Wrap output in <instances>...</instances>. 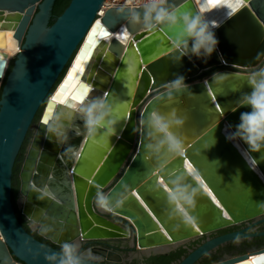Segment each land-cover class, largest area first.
<instances>
[{"label": "water", "instance_id": "water-1", "mask_svg": "<svg viewBox=\"0 0 264 264\" xmlns=\"http://www.w3.org/2000/svg\"><path fill=\"white\" fill-rule=\"evenodd\" d=\"M103 1L70 0L48 26L54 0H0V48L5 47V34L10 33L18 50L13 59L0 53V264H46L44 256L58 251L22 226L12 203V168L28 131L31 135L17 173L16 207L29 226L35 221L48 227L50 231L42 233L30 226L38 237L57 247L80 237L84 243L128 239L139 256L156 249V253L166 254L176 244L222 228L249 220H255V225L264 223V152L251 153L256 161L247 160L242 151L247 145L241 141L237 147L227 139L226 131L227 126L235 129L241 113L252 110L239 106L241 96L252 88L236 78L249 71L230 63L250 65L246 69L251 71L257 58L238 57L258 47V57L264 55V0H221L215 7H209L206 0L209 19L220 23L214 28L216 51L207 60L184 57L178 63L172 62L173 48L152 60L145 57L146 35L160 33L173 46V33L127 29L123 18L105 11ZM175 3L186 7L182 11H195L191 0ZM229 3L240 7L227 19L224 6ZM97 20L109 36L129 30L134 39L124 45L115 37L105 39L108 36L98 34L72 91L83 84L89 88L85 100L107 96L120 103L116 135L102 147L99 139L93 143L70 133V144L79 148L80 159H59L63 148L45 137L44 121L49 119V109L54 111L60 104L53 97L73 72ZM228 29L229 34L225 33ZM211 69L216 70L192 80ZM215 73L227 75L213 79ZM178 77H184L188 90L171 100L160 95L166 83ZM153 110L165 115L175 112L184 119L177 130L185 142L184 154L171 160L168 170L187 172L186 162L204 181L203 195L190 213L196 218L194 226L177 227L179 222L170 221L166 214L164 193L153 191V168L144 160L146 131L140 135L134 131L138 120ZM75 124L83 128L81 120L76 119ZM96 184L106 191L127 185L132 195L116 214L103 212L95 205ZM32 185L47 186L52 195L40 199L41 193L34 192ZM115 218L126 220L131 229ZM251 236H264V232L238 231L208 239L175 264H197L218 245ZM89 248L102 258L99 264L124 262V255L112 249ZM262 255L264 245L209 264H245Z\"/></svg>", "mask_w": 264, "mask_h": 264}, {"label": "clouds", "instance_id": "clouds-1", "mask_svg": "<svg viewBox=\"0 0 264 264\" xmlns=\"http://www.w3.org/2000/svg\"><path fill=\"white\" fill-rule=\"evenodd\" d=\"M191 4L195 11H182L186 7L177 6L175 0H114L105 3L104 8L106 12L112 11L117 17L123 18L127 29L173 33L172 62L178 63L184 57L190 60L192 57L207 60L216 51L218 45L214 28L219 27L220 23L215 19H209L208 13L211 9L207 7L206 0H191ZM224 15L228 19L235 15V12L224 6ZM133 39L132 31L127 30L121 37V42L127 43ZM217 75L227 74L215 73L213 79ZM236 78L247 81L252 88L251 93L243 94L239 100V106H249L252 110L241 113L240 122L234 130L231 126H227V139L234 142L237 147H240L242 141L247 145V149L242 150L245 158L248 160V157H251L256 161L251 153L264 152V123L261 122L264 118L262 111L264 55L257 58V64L251 71L243 76L236 74ZM188 88L189 85L186 84L184 77H178L167 82L160 95L171 100ZM120 107V103L115 99L109 100L107 96L86 99L77 107H72L67 102L58 104L44 123L45 137L63 148L58 155L59 159L79 160L81 152L78 147L70 144V133L84 136L93 143L99 139L103 141L100 146H106L111 137L116 135ZM76 119L83 122V128L75 124ZM183 124V117L175 112L165 115L153 110L139 119L134 129L138 135L146 131L143 145L144 160L151 163L153 168L151 172V177L155 179L153 191L164 193L166 214L170 221L179 222L177 227L195 225L196 218L190 213L195 210L197 201L205 189L199 172L191 166L187 172L168 170L169 162L184 154L185 142L177 132ZM101 129H104L103 134H100ZM189 177L198 183L190 182ZM31 187L34 192L41 193L40 199L52 195L47 186L42 189L35 185ZM94 187L96 207L111 214H116L122 209L132 195L127 185H119L107 191L99 184ZM30 226L34 231L39 230L42 233L50 231L48 227L35 221H32ZM101 259L91 248L84 247L83 237L65 241L57 252L44 256L46 264H99Z\"/></svg>", "mask_w": 264, "mask_h": 264}, {"label": "flooded vegetation", "instance_id": "flooded-vegetation-1", "mask_svg": "<svg viewBox=\"0 0 264 264\" xmlns=\"http://www.w3.org/2000/svg\"><path fill=\"white\" fill-rule=\"evenodd\" d=\"M119 223H121L126 228H130V225L127 223L126 220L122 219L121 221L115 219ZM21 223V222H20ZM22 224V223H21ZM23 226V225H22ZM27 228H24L29 231L33 235V230L29 226V222L26 221ZM238 231H246L248 234H253L257 232H264V223H259L255 225V220H249L246 222H242L233 226H229L226 228H222L220 230L211 232L209 234H204L199 237L189 239L183 243L176 244L174 247L170 249L166 254L172 252L177 253L179 252L180 255L172 261L170 264L177 263L181 258L186 256L189 252L194 250L196 247L204 243L208 239H212L227 233L231 232H238ZM35 237V236H34ZM36 238V237H35ZM40 240L39 238H37ZM44 240V239H43ZM42 241V240H40ZM48 245L53 246L54 248L59 250V247L51 244L49 241L44 240L42 241ZM264 242V236H251V237H243L236 240H231L224 242L223 244L218 245L216 248L212 249L210 252L203 255L198 261L197 264H209L212 262H216L221 260L225 256H235L239 254H243L252 248H260L263 246L261 243ZM91 246H100L108 249H112L116 252L121 253L126 258L123 264H151L148 258L155 255H161V253H156V250L149 251L146 255H134L135 249L129 246V240L123 239H115V240H101V241H94V242H86L84 243L85 248H89ZM216 258V260H214Z\"/></svg>", "mask_w": 264, "mask_h": 264}, {"label": "snow or ice", "instance_id": "snow-or-ice-1", "mask_svg": "<svg viewBox=\"0 0 264 264\" xmlns=\"http://www.w3.org/2000/svg\"><path fill=\"white\" fill-rule=\"evenodd\" d=\"M220 2L221 0H208V5L209 7H215ZM226 6L231 8L232 11L235 12L237 8L240 7V4L233 6L229 3ZM98 34H101L103 36L110 35V33L102 27V22L99 20L96 21L95 26L92 28L91 32H89L86 47L81 49V54L76 58V65L74 67L73 72L69 75L68 80L62 85L60 91L57 92L56 95L53 97V99L59 102L60 104H64L65 102H67L68 105L72 107H77L79 104L84 102L86 95L89 94V88L87 87V85L77 84L75 85L74 91H72V88L74 87L75 78L85 71L84 65L86 61L89 59L90 50L95 44ZM130 52L131 49L129 50V54ZM262 111H264V108H262ZM49 113L51 115L52 109H49ZM46 122L47 119L44 121V123ZM177 169L179 170L178 166ZM161 223H163V221H161ZM245 264H264V255L259 257H254L253 259L246 261Z\"/></svg>", "mask_w": 264, "mask_h": 264}, {"label": "trees", "instance_id": "trees-1", "mask_svg": "<svg viewBox=\"0 0 264 264\" xmlns=\"http://www.w3.org/2000/svg\"><path fill=\"white\" fill-rule=\"evenodd\" d=\"M69 1L70 0H54L53 4L51 6V10H50L48 26L53 24L55 19L61 14V12L67 6ZM11 66H12V61H10V63H9L7 72H9V70L11 69ZM39 114H40V109L35 114L32 123L35 124L37 122ZM30 135H31V131H28L26 133L25 138H24V140H23V142H22V144L20 146V149H19V151H18V153H17V155L15 157L13 168H12V179H11L12 180V182H11V199H12V203H13V205L15 207V211H16V214H17L20 222L22 223V225L25 228H27L26 220L23 218V216L20 214V211L16 207L17 189H18L17 173H18L20 164H21L22 159H23V155H24V152H25V147L27 146V144L29 142ZM33 236H35L36 238H39L40 240L44 241L43 239L38 237L35 232H33ZM179 255H180L179 252H177V253L170 252L168 254H161V255L151 256L150 258H148V260L150 261L151 264H170L172 261H175V259Z\"/></svg>", "mask_w": 264, "mask_h": 264}, {"label": "bare ground", "instance_id": "bare-ground-1", "mask_svg": "<svg viewBox=\"0 0 264 264\" xmlns=\"http://www.w3.org/2000/svg\"><path fill=\"white\" fill-rule=\"evenodd\" d=\"M124 32L125 31H122V32L116 31V32H114V34H112V36L105 37V39H108L110 37H115L121 42V37L123 36ZM230 32H231V29H228L225 31V33H227V34H229ZM5 38H6V40H5L6 44H5L4 48H0V53H4L7 57V59H10L11 57H13L14 55H16L18 53L17 45L11 39L10 33H6ZM144 39L146 40L145 43L143 44L144 45V51L146 52L145 57L148 58V60H152L155 57L160 56L161 54H163V53H165L168 50L173 48V46L171 44H169L167 39L160 33H150V34L146 35L144 37ZM127 43H123V44L127 45ZM260 43H261V41H260ZM258 48L256 50L252 51V53H250V54L244 55L242 57H238V59L250 60V59L258 58V56H259ZM149 50H151V51H149ZM144 51H142V53H144ZM140 54H141V52L139 53L140 60L144 61V57H140ZM230 64H232V66H234V67L241 68V69H246L250 66V65H245L244 63H230ZM250 64L253 65L254 63H250ZM185 167L188 170L189 165L186 162H185Z\"/></svg>", "mask_w": 264, "mask_h": 264}, {"label": "rangeland", "instance_id": "rangeland-1", "mask_svg": "<svg viewBox=\"0 0 264 264\" xmlns=\"http://www.w3.org/2000/svg\"><path fill=\"white\" fill-rule=\"evenodd\" d=\"M13 58H14V56H13L11 59H13ZM215 70H216V69H211V70H208V71H206V72H203L199 77H197V78H193L192 80L194 81V80L203 79V78H205L208 74L212 73V72L215 71ZM244 70H245V71H250V70H248V69H244ZM17 198H18V196H17ZM115 219H118V220L121 221V219H119V218H115ZM261 244L264 245V242H262ZM134 255H137L136 252H134ZM126 258L129 259V257H124V262H125ZM214 260H216V258H215Z\"/></svg>", "mask_w": 264, "mask_h": 264}, {"label": "built area", "instance_id": "built-area-1", "mask_svg": "<svg viewBox=\"0 0 264 264\" xmlns=\"http://www.w3.org/2000/svg\"><path fill=\"white\" fill-rule=\"evenodd\" d=\"M108 2H114V0H104L103 1V7H104L105 3H108Z\"/></svg>", "mask_w": 264, "mask_h": 264}]
</instances>
